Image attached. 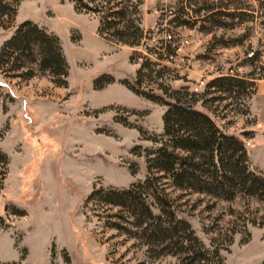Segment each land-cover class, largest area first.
I'll return each instance as SVG.
<instances>
[{
	"label": "rangeland",
	"instance_id": "374dc122",
	"mask_svg": "<svg viewBox=\"0 0 264 264\" xmlns=\"http://www.w3.org/2000/svg\"><path fill=\"white\" fill-rule=\"evenodd\" d=\"M129 1L127 18L139 25L140 43L152 48L150 54L96 32L109 3L122 6L126 0H78L79 7L72 0H0V47L19 23L30 20L58 38L68 67L65 84L58 85V76L33 61L18 69L11 61L1 64L0 152L8 163L3 176L0 168V264H264V202L178 190L163 174L150 173L157 179L151 196L139 192L140 199L156 214L154 198L161 197L170 225L188 226L169 229L173 241L163 242L149 236L152 229L134 208L86 201L94 189L141 182L147 175L144 150L161 141L166 106L120 82H134L142 60L129 59L133 50L156 70H142L139 88L170 102L173 90L186 93L223 131L241 138L249 168L264 175V0H222L243 15L233 19L241 20L239 26L215 35L242 42L218 49L211 34L167 24L174 0H142L139 6ZM249 52L258 53L253 63L247 62ZM226 72L252 85L235 98L200 93L205 82ZM101 75L113 81L94 88ZM191 92L196 96L189 97Z\"/></svg>",
	"mask_w": 264,
	"mask_h": 264
},
{
	"label": "trees",
	"instance_id": "16d2710c",
	"mask_svg": "<svg viewBox=\"0 0 264 264\" xmlns=\"http://www.w3.org/2000/svg\"><path fill=\"white\" fill-rule=\"evenodd\" d=\"M141 1L136 0V6H139ZM174 1L175 3L168 7L169 15H171L167 20L169 26L194 28L200 33L211 34L210 41L215 49L241 44V38L227 40L223 38V34L215 35L216 30L233 29L240 25L241 20L237 22L233 20L238 15H243V13L236 12H240V9H229L231 5L222 2V0H217L216 4L208 3L207 0ZM72 2L76 6H80L77 3L78 0H72ZM129 3V0H126L122 6L120 3H109L112 4L108 9L109 12L106 16L99 18L96 32L99 35L105 32L110 33L115 42L129 47L142 46L143 51L150 54L152 48L147 44L140 43L142 30L139 25H134L132 20L127 18L128 9L132 6V3L127 5ZM86 11H90V9H86ZM189 11L192 12L194 18L188 17ZM110 16L115 17L116 20H107ZM226 17L229 18L228 21L223 20ZM261 24L264 26V20ZM163 48L167 53L172 52V49L166 44ZM248 54H250L247 55L249 63H253L258 58L257 52ZM134 55L142 60L135 72L134 82L129 83L127 80L120 82L135 95L166 106L161 117V141L156 149L144 150L147 175L141 182L133 183L126 189H94L86 201L97 200L112 207L128 205L134 208L152 229L149 236L156 241L163 242L173 241L175 233L169 229H177V224L183 226L181 229H188V226L182 221H176V225H170L169 219L173 218L169 213L164 212L160 204H164L166 201L160 199L161 197L154 198L160 206L159 212L156 214H153L148 204L140 199L139 192L144 193L146 197L151 196L149 192L153 188L152 181L157 179L150 177L148 175L150 173L163 174L162 177H167L172 186L178 190L189 189L195 193L211 195L224 201H231L240 195L264 202V175L249 168L241 138L234 133L223 131L208 112L195 108L187 100L186 93H182L180 89L173 90L172 95L175 101L170 102L166 98L139 88L138 80L143 75L142 70L147 69L148 72L156 70L142 52L133 50L129 59ZM3 61H11L15 65L14 69L24 67L26 61H33L39 70L47 71L52 76H58L59 80L56 82L58 85L65 84L64 78L67 75L68 67L58 38L30 20L19 23L11 35L3 41L0 47V67ZM112 81L111 76L101 75L94 79V88H100ZM251 85L252 82H248L244 77L226 72L205 82L200 93L216 92L235 98L241 92H246L247 87ZM183 89L181 88V90ZM194 96H196L194 92L189 94V97ZM178 151H181L182 154L177 153ZM7 163L8 158L0 152L2 176ZM129 171L130 175L135 174L134 167H130ZM165 216L168 219L166 222L164 221ZM190 235L186 238L195 241L193 236L190 238ZM218 261L219 264H223L221 259Z\"/></svg>",
	"mask_w": 264,
	"mask_h": 264
},
{
	"label": "built area",
	"instance_id": "2783aa9c",
	"mask_svg": "<svg viewBox=\"0 0 264 264\" xmlns=\"http://www.w3.org/2000/svg\"><path fill=\"white\" fill-rule=\"evenodd\" d=\"M249 55H250V54H248V56H249ZM203 87H204V84H203ZM203 87H202V88H203ZM194 91H197V88H196V87L194 88Z\"/></svg>",
	"mask_w": 264,
	"mask_h": 264
}]
</instances>
